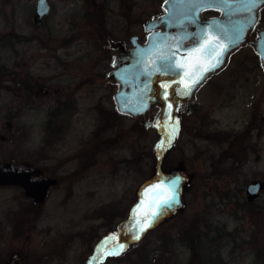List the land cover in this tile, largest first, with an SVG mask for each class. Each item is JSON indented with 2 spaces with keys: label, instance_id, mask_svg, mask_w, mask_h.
Returning <instances> with one entry per match:
<instances>
[{
  "label": "rangeland",
  "instance_id": "obj_1",
  "mask_svg": "<svg viewBox=\"0 0 264 264\" xmlns=\"http://www.w3.org/2000/svg\"><path fill=\"white\" fill-rule=\"evenodd\" d=\"M36 1L0 0V164H28L57 186L40 206L20 188H0V264H128L143 249L188 264L191 250L176 234L189 223L208 234L203 257L219 248L226 264H264V190L253 202L245 193L252 181L264 183L256 53L233 52L197 91L175 140L162 143L156 130L117 111L118 86L106 75L108 40L145 41L142 24L162 13L164 0H48L41 25L33 22ZM157 113L153 107L150 120ZM175 169L193 175L183 211L105 256L103 242L137 202L138 187ZM214 228L229 236L218 238ZM162 237L174 245L163 246Z\"/></svg>",
  "mask_w": 264,
  "mask_h": 264
},
{
  "label": "water",
  "instance_id": "obj_2",
  "mask_svg": "<svg viewBox=\"0 0 264 264\" xmlns=\"http://www.w3.org/2000/svg\"><path fill=\"white\" fill-rule=\"evenodd\" d=\"M194 0H166L163 4L164 14L144 24V31L149 33L145 44H140L134 37L130 40L131 48L125 49L123 43L118 42L113 46L117 56L113 64V71L109 74L111 84L118 86V91L114 95L117 111L120 114L129 115L137 119L145 129L153 128L160 135L162 143H171L178 136L181 127V117L183 113L191 111V103L196 90L213 74L220 71L227 64L229 56L236 50L252 46L258 56L261 68L264 72V33L260 35V40L252 42L249 34L256 20V9L252 14H248L244 5L232 2L231 18L226 13L229 9L222 6L202 8L195 13L193 19L192 3ZM48 0H37L35 2L33 22L41 25L43 19L50 13ZM217 9L222 15L217 18L204 21L200 14L204 10ZM252 15L251 20L248 19ZM240 24H251L243 34L241 40L235 45L229 42V37L233 36V28ZM212 26V33L220 42L227 45L223 56L219 57V66L203 73V78L193 85L190 94L182 95L183 86L178 83L182 79L183 69H174L171 73L166 71L164 64L170 61L162 60L163 56H172V60L184 59V53L203 43L202 30L206 35L207 29ZM219 26V27H217ZM195 28L192 33L191 29ZM157 29H161L158 31ZM222 29H227L225 34ZM158 31V32H157ZM192 42L189 46L188 43ZM215 42V41H214ZM148 73H152L151 76ZM163 83L171 84L168 91V99L163 98ZM167 103H172L171 119L168 118ZM153 107L158 108V113L153 120H150V111ZM176 134L172 136V128L175 121ZM159 125V126H157ZM4 140V137L1 138ZM193 175L186 171L171 170L167 173H155L153 177L144 181L137 189V202L130 208L127 217L112 234L117 239H108L105 251L111 250L118 244H123L124 249L140 241L149 231L153 230L164 219L173 218L178 212L183 211L184 190L189 186ZM179 183L173 190V181ZM158 185L163 187L157 188ZM57 186V180L44 176L37 168L28 164H14L6 162L0 164V188L16 187L23 191L26 198L33 200L35 205L45 203L48 192ZM173 190L178 197V202L172 203L171 207L165 208L161 204L160 214L157 216L152 226L140 234V239H134L133 229L136 227L134 219L144 218V213L150 211L153 202L159 198L161 201L167 197L168 193L164 189ZM153 189V191H149ZM264 190V183L252 181L246 186V199L253 202L259 198ZM141 207V212L136 213V209ZM113 256V255H110Z\"/></svg>",
  "mask_w": 264,
  "mask_h": 264
},
{
  "label": "snow or ice",
  "instance_id": "obj_3",
  "mask_svg": "<svg viewBox=\"0 0 264 264\" xmlns=\"http://www.w3.org/2000/svg\"><path fill=\"white\" fill-rule=\"evenodd\" d=\"M222 6L225 9H229L226 13L231 18L232 15V0H194L192 3V8L195 10L193 12V19H195V13L201 10L202 8H211V7H218ZM256 6V0H246L244 4V9L248 14H252L253 10ZM253 18L252 15H249L248 19L251 20ZM251 24H240L236 25L233 28V36L229 37V42L233 45L238 43L243 34L245 33L246 29L250 27ZM219 27V26H217ZM225 34H227V29H222ZM203 43L200 44L198 47L192 48L189 51L184 53V59H176L172 60V56L175 53H172V56H163L161 57L162 60L170 61L163 65L164 69L168 72H172L174 69H183L182 79L178 81L179 84L183 86L182 95H188L191 92L193 85L199 82L200 79L203 78V73L211 70L219 66L221 60L219 57L223 56L224 52L227 49V45L223 44L219 41L217 37L213 36L212 33V26H209L206 32V35L203 33L202 36ZM215 41V42H214ZM149 76L152 73H148ZM161 87L164 89L163 98L165 100L168 99V89L171 87L169 83H163ZM166 108L169 110L167 115L169 120L171 119V112L172 103H167ZM179 121H175L172 128V136L176 134V125H178ZM159 126V125H157ZM179 183L178 180L173 181V190L175 189L176 185ZM163 186L158 185L157 188H161ZM168 195L162 201L157 198L153 204L151 205V209L148 212L144 213V218L141 221L140 219H134L135 228L133 229L134 232V239L139 240L140 234L143 233L147 228L151 227L157 216L160 214L161 204L164 205L165 208L171 207L172 203L178 202V197L175 195L173 190L164 189ZM149 191H153L150 189ZM136 213L139 214L141 212V207H138ZM112 240H116L115 236L111 237ZM105 245L108 244V240L106 239L103 242ZM124 245L118 244L117 246L113 247L111 250L104 251V255H119L124 251Z\"/></svg>",
  "mask_w": 264,
  "mask_h": 264
},
{
  "label": "trees",
  "instance_id": "obj_4",
  "mask_svg": "<svg viewBox=\"0 0 264 264\" xmlns=\"http://www.w3.org/2000/svg\"><path fill=\"white\" fill-rule=\"evenodd\" d=\"M12 82V80H11ZM24 86V85H23ZM6 88V87H4ZM182 229L178 231L176 237L184 238L187 241V246L191 250L190 258L188 264H226L220 253L219 248H216L214 251L209 254V256H202L200 249L204 245L203 237H208L207 233H203L201 226L197 223H189L185 226L181 227ZM213 232H215L218 238H223L224 236H229L224 230L219 228H214ZM210 243H213V238L208 239ZM162 245L165 247H172L175 243V240H172L167 237H162L161 241ZM152 252L147 251L146 249L140 250L136 253V258L132 259V262L128 264H177L176 260L169 261V258L165 257V252L160 255H151ZM208 261H205V260ZM205 261V262H204Z\"/></svg>",
  "mask_w": 264,
  "mask_h": 264
},
{
  "label": "flooded vegetation",
  "instance_id": "obj_5",
  "mask_svg": "<svg viewBox=\"0 0 264 264\" xmlns=\"http://www.w3.org/2000/svg\"><path fill=\"white\" fill-rule=\"evenodd\" d=\"M166 0H164L163 2H162V4H161V6H163V4H164V2H165ZM232 2H234V3H240V4H242V5H244L245 3H246V0H232ZM256 3L258 4V6H257V9H256V13H257V20H256V22H255V24H254V26H253V28H252V30L250 31V34H249V40H251L252 42H256V41H258V40H260V35L261 34H263L264 33V24H262V19L264 18V0H256ZM96 6V5H95ZM98 8L100 9V7L98 6ZM165 12H164V10H162V13H160V14H158L157 16H154L153 18H151V19H149V20H147V21H145L142 25H143V29H144V24L145 23H147V22H149V21H151V20H153V19H156V18H159V17H161L163 14H164ZM94 15L96 16V18H97V11H95L94 12ZM222 15V13H221V11H219V10H217V9H208V10H204V11H202L201 12V14H200V17L204 20V21H207V20H209V19H213V18H217V17H220ZM100 16V15H99ZM44 20V19H43ZM92 20V19H91ZM44 22V21H43ZM43 24V23H42ZM158 31H161V29H157ZM157 31V32H158ZM145 32V31H144ZM191 32L192 33H194L195 32V28H192L191 29ZM146 33V39H145V41H140L139 39H138V37L137 36H131V37H129V39H128V46H127V43H126V41H124V40H117L116 42L115 41H111L110 39L108 40V43H109V50L113 53V57H111V65H112V69H111V71H109L108 73H107V75H106V78H108V81H109V74L113 71V64H114V61H115V59H116V56H117V53H116V51L113 49V46L115 45V44H117L118 42H121V43H123V46H124V48L125 49H127V50H129L130 48H131V42H130V40L132 39V38H136L137 39V42L138 43H140V44H145L146 43V41H147V38H148V35H149V33H147V32H145ZM99 35V34H98ZM99 36H101V35H99ZM188 45L189 46H191L192 45V42H189L188 43ZM245 47H250L253 51H254V49H253V47L252 46H245ZM213 76V75H212ZM212 76H210L200 87H202ZM15 80V79H14ZM14 80H12V81H14ZM25 81H27V80H23V82H25ZM29 81H31V80H29ZM110 82V81H109ZM35 84L37 85V87L39 88V90L42 92V94H44V95H46L47 94V91H46V89L45 88H43V87H40V85H38V83L37 82H35ZM33 86V85H32ZM32 86H30V84H29V87H28V93H29V95H30V100H34L33 99V96L31 97V91H32V93H34L33 91H34V86L32 87ZM26 87V86H25ZM31 87V88H30ZM199 87V88H200ZM199 88L196 90V92H195V94H194V97H195V95H196V93H197V91L199 90ZM27 89V88H26ZM118 91V88H117V90L115 91V93ZM115 93H114V95H115ZM114 98V97H113ZM194 99V98H193ZM192 106V103H191V105H190V107ZM60 108L61 109H63V105L61 104V106H60ZM117 109V108H116ZM58 132L60 133V132H62V129L59 127L58 128ZM218 140H220V139H218ZM52 189V188H51ZM50 189V190H51ZM49 190V191H50ZM49 193V192H48ZM48 197V196H47ZM31 200V199H30ZM47 200V199H46ZM32 202H33V200H31ZM34 203V202H33ZM35 205V204H34ZM40 206V205H39Z\"/></svg>",
  "mask_w": 264,
  "mask_h": 264
}]
</instances>
